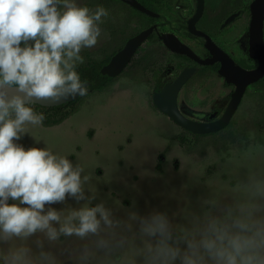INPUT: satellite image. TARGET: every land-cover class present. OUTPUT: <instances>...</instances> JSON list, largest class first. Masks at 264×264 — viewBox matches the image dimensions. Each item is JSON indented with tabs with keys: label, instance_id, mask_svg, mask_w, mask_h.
Returning a JSON list of instances; mask_svg holds the SVG:
<instances>
[{
	"label": "clouds",
	"instance_id": "clouds-1",
	"mask_svg": "<svg viewBox=\"0 0 264 264\" xmlns=\"http://www.w3.org/2000/svg\"><path fill=\"white\" fill-rule=\"evenodd\" d=\"M108 15L77 0H0V264H264V142L255 132L213 182L191 179L206 192H182L171 215L94 203L84 166L19 143L45 120L31 103L89 95L81 53L102 38Z\"/></svg>",
	"mask_w": 264,
	"mask_h": 264
},
{
	"label": "rangeland",
	"instance_id": "rangeland-1",
	"mask_svg": "<svg viewBox=\"0 0 264 264\" xmlns=\"http://www.w3.org/2000/svg\"><path fill=\"white\" fill-rule=\"evenodd\" d=\"M77 3L95 10L90 0ZM114 11L102 18L97 45L82 51L85 60L86 52L101 57L99 48L106 39L103 26L116 24L110 16ZM126 15L120 13L118 23ZM122 80L128 83H119ZM146 82L143 75L128 69L100 89L89 88V95L81 97L74 112L60 123L29 125V134L19 143L25 148L46 146L84 166L95 180L98 199L94 203L119 201L141 214L157 209L171 215L182 206L175 198L182 192L193 200L206 192L204 184H192L191 179L202 183L217 179L222 167L251 142L250 132L264 142L263 87L246 92L225 129L193 137L153 107L151 85ZM142 85L146 86L143 94ZM195 89L192 83L180 92L181 108L197 107L202 98ZM181 138L187 141L180 144Z\"/></svg>",
	"mask_w": 264,
	"mask_h": 264
},
{
	"label": "flooded vegetation",
	"instance_id": "flooded-vegetation-1",
	"mask_svg": "<svg viewBox=\"0 0 264 264\" xmlns=\"http://www.w3.org/2000/svg\"><path fill=\"white\" fill-rule=\"evenodd\" d=\"M90 1L95 9L104 7L108 12L111 9L117 10L110 14L113 21L117 20L116 24L110 25V27L103 26L106 39L99 48L101 58L105 59L106 55L110 53V60L111 56L119 51L130 37L152 28L121 72L116 76L108 77L114 79L128 69L143 75L146 83L151 85L153 107L162 114L164 113L153 103V95L159 93L165 85L172 84L184 69L193 68L194 71L177 94V106L180 112L195 121L211 122L222 115L236 89V84L227 82L225 76L220 73L221 68L224 66L228 71L233 66H238L243 70L250 71L259 65L258 58L252 57L250 53L251 4L253 0H202L201 11H197L199 0H136L148 10L147 12L122 0ZM120 13L127 14L123 23H118L120 22L118 21ZM231 15L234 16L231 17ZM198 32L207 35L220 51L212 53L206 47V37ZM165 40L178 46L187 47L196 58L171 50ZM199 60H209L210 62L201 63ZM192 83L196 86L195 90L199 92L202 99L196 108L189 105L181 108L179 94ZM262 87L264 88V75L246 86L238 107L249 89ZM212 93L216 95L211 96ZM168 119L171 120L169 117ZM171 121L175 123L173 120ZM183 131L193 137L218 132L193 134L185 129Z\"/></svg>",
	"mask_w": 264,
	"mask_h": 264
},
{
	"label": "water",
	"instance_id": "water-1",
	"mask_svg": "<svg viewBox=\"0 0 264 264\" xmlns=\"http://www.w3.org/2000/svg\"><path fill=\"white\" fill-rule=\"evenodd\" d=\"M131 4L133 7L141 10L148 11L142 5H140L136 0H122ZM202 0H199V6L197 11H201ZM252 11V20L250 25V53L252 57L258 58L259 65L254 70H243L238 66H233L231 70L223 66L220 70V73L225 76L227 82H233L236 84V89L231 95V100L228 103L226 109L222 115L214 121L211 122H202L195 121L184 116L178 106H177V94L181 86L186 82V80L191 76L194 69L187 68L184 69L179 76L175 79L172 84H167L159 93L153 95L154 105L164 114H166L171 120L176 124L182 127L185 130L190 131L193 134H208L216 132L225 128L234 112L236 111L238 104L241 100V97L244 93L246 86L264 75V42H263V20H264V0H253L251 4ZM234 15H231V17ZM230 17V18H231ZM152 28L143 30L138 34L130 37L124 46L113 54L109 62L104 65L100 72L103 75L107 76H116L121 72L124 66L130 61L132 55L138 48L141 41L149 35ZM200 35L206 37V47L212 52L216 53L220 51L214 44L211 42L209 37L202 32H198ZM166 45L173 51L185 53L189 56L196 58V56L184 46H178L173 42L166 41ZM201 63H209V60H199ZM223 63L224 60L222 59ZM90 85L89 81H86ZM81 97H66L60 99H48V100H38L34 101L31 104H37L44 107H54L63 105L75 100L80 99Z\"/></svg>",
	"mask_w": 264,
	"mask_h": 264
},
{
	"label": "trees",
	"instance_id": "trees-1",
	"mask_svg": "<svg viewBox=\"0 0 264 264\" xmlns=\"http://www.w3.org/2000/svg\"><path fill=\"white\" fill-rule=\"evenodd\" d=\"M110 53L104 58H95L89 52H86L85 62L78 67V71L81 74V78L89 81V88L91 89H100L106 85L111 79L101 74L100 70L102 65H104L109 60ZM75 100L63 105L54 106V107H44L37 104H30L36 112H43L45 115L44 125H54L60 123L66 119L70 114L74 112L75 104L79 101ZM198 136V135H197ZM180 144L186 142L185 138L179 139Z\"/></svg>",
	"mask_w": 264,
	"mask_h": 264
}]
</instances>
